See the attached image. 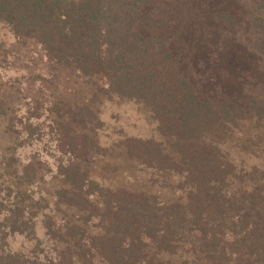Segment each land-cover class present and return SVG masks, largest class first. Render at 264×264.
Listing matches in <instances>:
<instances>
[{
    "label": "trees",
    "instance_id": "1",
    "mask_svg": "<svg viewBox=\"0 0 264 264\" xmlns=\"http://www.w3.org/2000/svg\"><path fill=\"white\" fill-rule=\"evenodd\" d=\"M195 2L207 26L196 36L190 24L179 44L171 4ZM0 26L85 93L65 106L37 101L72 150L50 192L55 213L42 215L46 254L5 247L15 233L42 242L33 208L48 197L26 210L27 166L0 208V264H264V0H0ZM108 100L148 111L159 136L128 139L122 152L173 175L184 198L92 174L94 156L80 154L92 150L72 133L95 130Z\"/></svg>",
    "mask_w": 264,
    "mask_h": 264
},
{
    "label": "rangeland",
    "instance_id": "2",
    "mask_svg": "<svg viewBox=\"0 0 264 264\" xmlns=\"http://www.w3.org/2000/svg\"><path fill=\"white\" fill-rule=\"evenodd\" d=\"M171 5L177 17L179 44L186 41L190 24L193 25L196 36L197 28L203 29V24L207 26L204 21L199 20V16L197 17L196 2ZM205 34L208 35L209 32L206 31ZM202 42L207 44L208 37H204ZM192 55L193 52L188 53V56ZM65 72L38 47L20 43L6 27L0 26V98L3 99L7 110L0 116V202H4L3 205L0 203V208H6L9 200L15 198L17 193L15 184L23 174H26L22 169L27 166L35 176L28 183L26 192L28 199L24 202L26 210L29 211V206L36 203L41 196L48 197L47 200L42 198V202L33 208V210L38 208L39 218L34 219L37 218V236L42 240L40 246H37V239L27 234L15 233L8 237L5 247L26 251L38 249L37 252H40L41 256L46 254L45 249L48 250L45 246L47 235H44L42 215L49 213L53 216L55 213L56 207L53 204L55 199L50 192H54L62 179L59 163L67 161L72 150L67 142L61 144L58 135L54 136L49 121L41 114L47 107L45 100L48 97L58 98L60 106H65L66 103L76 100L84 101V96L81 95L85 94L83 87H79L81 91L77 95L73 94L71 90L77 83L73 79L69 80L67 78L69 74ZM38 100L45 103L39 106ZM104 103L103 105L97 103L100 105L97 106L100 113L99 120L93 121L95 130L72 133L74 140L79 141L81 145L86 144V147L92 150L80 152L94 156L90 168L92 174L102 178L111 177L126 191L144 189L146 192L159 191L160 197H182V188L173 175L166 176L161 170L138 166L122 152L128 139L131 141L136 138L159 136L157 124L148 111L124 101L108 100ZM30 113L32 116L41 117L29 118ZM38 127L40 130L36 131L35 128ZM87 134L88 137L85 136ZM237 151L240 150H232L235 155ZM2 161L5 164L2 165ZM7 164H11L10 167L4 168L3 166ZM97 218L96 224L103 226L100 218L98 216Z\"/></svg>",
    "mask_w": 264,
    "mask_h": 264
}]
</instances>
